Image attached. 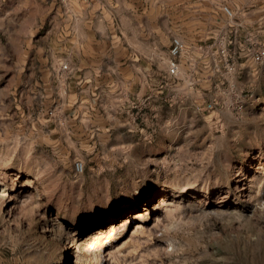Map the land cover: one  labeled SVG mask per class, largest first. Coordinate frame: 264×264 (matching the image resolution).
<instances>
[{
    "label": "rangeland",
    "instance_id": "1",
    "mask_svg": "<svg viewBox=\"0 0 264 264\" xmlns=\"http://www.w3.org/2000/svg\"><path fill=\"white\" fill-rule=\"evenodd\" d=\"M262 48L264 0H0V264H264Z\"/></svg>",
    "mask_w": 264,
    "mask_h": 264
},
{
    "label": "built area",
    "instance_id": "2",
    "mask_svg": "<svg viewBox=\"0 0 264 264\" xmlns=\"http://www.w3.org/2000/svg\"><path fill=\"white\" fill-rule=\"evenodd\" d=\"M223 11L226 13L228 16H233V11L229 6H223ZM171 53L173 56V59L170 61L169 64V73L170 75H177L179 72V64L176 58L180 56L182 49H183V43L180 40V38H173L172 43H171ZM254 59L256 61H263L264 60V48L261 50L255 52L254 54ZM64 69H68V65L65 64L63 66ZM74 170L76 173L81 174L84 172V163L82 161H76L74 165Z\"/></svg>",
    "mask_w": 264,
    "mask_h": 264
}]
</instances>
